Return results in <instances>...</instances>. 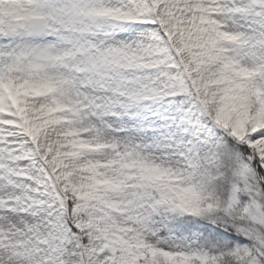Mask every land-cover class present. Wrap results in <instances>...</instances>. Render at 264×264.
<instances>
[{
    "label": "snow or ice",
    "instance_id": "obj_1",
    "mask_svg": "<svg viewBox=\"0 0 264 264\" xmlns=\"http://www.w3.org/2000/svg\"><path fill=\"white\" fill-rule=\"evenodd\" d=\"M0 264H264V0H0Z\"/></svg>",
    "mask_w": 264,
    "mask_h": 264
}]
</instances>
